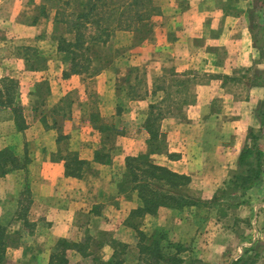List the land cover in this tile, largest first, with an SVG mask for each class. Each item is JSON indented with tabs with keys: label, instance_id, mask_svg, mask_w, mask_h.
I'll return each instance as SVG.
<instances>
[{
	"label": "crops",
	"instance_id": "crops-1",
	"mask_svg": "<svg viewBox=\"0 0 264 264\" xmlns=\"http://www.w3.org/2000/svg\"><path fill=\"white\" fill-rule=\"evenodd\" d=\"M152 1L158 12L138 25L149 39L117 32L113 43L126 53L115 63L95 75L66 76L70 66L57 53L39 69L3 54L7 45L39 40L41 19L28 16L37 23H27L25 14L42 2L0 0V35L8 36L0 38V80L18 82L25 123L18 130L13 112L0 106V151L18 160V168L0 176V264H50L60 241L77 246L67 250V264H113L122 246H136L139 231L157 229L167 247L182 251L184 264L188 253L203 264H234L264 240L263 226L254 229L260 240L235 242L232 227L224 228L220 216L211 222L199 207L232 186L251 134L264 138L258 124L264 111H254L264 86L249 87L242 78L257 66L249 12L263 15L264 0ZM141 156L188 177L183 193L197 205L160 207L137 224L138 193L121 185L128 160ZM74 158L86 163L79 177L66 174ZM261 202L264 175L225 216L260 218ZM225 233L233 243L211 239Z\"/></svg>",
	"mask_w": 264,
	"mask_h": 264
},
{
	"label": "trees",
	"instance_id": "trees-1",
	"mask_svg": "<svg viewBox=\"0 0 264 264\" xmlns=\"http://www.w3.org/2000/svg\"><path fill=\"white\" fill-rule=\"evenodd\" d=\"M61 6L55 9L54 24L63 29L56 39L58 42V52L62 55L63 61L70 66L66 76L73 74L99 73L108 65V59L99 54L100 47L107 46L115 31H136L144 28L139 24L149 20L154 16L158 9L152 0H56ZM258 9L256 17H260ZM255 18V17H254ZM256 19V18H255ZM66 35V36H65ZM26 53V62L29 57L33 59V65L30 69H39L40 59L34 48L24 47ZM33 51V54H29ZM35 61L38 63L34 64ZM38 64V65H37ZM48 93L45 84L39 89ZM0 106L10 109L13 112L14 120L18 130L25 129V123L22 118V106L19 100V84L12 78L0 80ZM64 108V107H63ZM62 110L61 107L55 108L56 111ZM101 130V129H100ZM150 132L153 130L150 128ZM262 138L251 134L250 140L254 142L246 144L242 150L239 159L240 171L235 175L230 188H226L222 193L220 200H229L233 207L239 205V201L245 196L246 191L259 185L264 175L263 155L264 151L259 144ZM85 162L74 158L66 166V174L79 177L83 173ZM18 168V160L10 150L0 151V176H4L11 170ZM125 182L121 185L124 191H137L140 200V207L133 215L137 218H143L145 215H153L160 207L171 209H182L184 207L196 206L194 198L188 196L185 191L190 183L186 176L174 174L164 168L151 165L146 161V157L141 156L128 160V172ZM175 190V194L171 191ZM186 192V191H185ZM214 201L219 198L215 197ZM213 202V201H212ZM264 229V228H263ZM142 240L139 242V253L144 255L140 260L147 264L150 260L155 262H164V264H184L183 259L178 256L182 253L177 249L176 254L166 258L163 256L159 241H152V247L144 245L146 240L144 232H138ZM162 241V240H161ZM77 246L71 245L66 241H60L57 250L52 254L50 264H67L66 252L68 249H74ZM175 248V247H174ZM261 250H264V240L260 241L255 247L247 249L245 257L239 259L234 264H253L260 257ZM164 259V260H163ZM117 254L114 255L113 264H121ZM98 264H102L98 262Z\"/></svg>",
	"mask_w": 264,
	"mask_h": 264
},
{
	"label": "rangeland",
	"instance_id": "rangeland-1",
	"mask_svg": "<svg viewBox=\"0 0 264 264\" xmlns=\"http://www.w3.org/2000/svg\"><path fill=\"white\" fill-rule=\"evenodd\" d=\"M41 2H42V5L40 6V9H38V10L28 9V10H26V14H25L27 23H31V24L37 23L36 22L37 19H33V18L28 17V16L36 15L37 17H39L38 19H41L42 29H41V35L38 37L39 40H36V42L27 41L26 43L23 41H20L16 44H12L10 46L7 45V46L3 47V54L15 53L19 56L26 58L25 56H26L27 51L24 50L23 48L24 47H31V45H32L31 48H34L37 56L39 58H42V60L40 59V62H39V64H41L42 66L47 65L46 64L47 60L45 58H48L49 56L54 55L56 53L60 56V59L63 61V59L61 57L62 55H60V53L58 52V42L56 40L58 38V36H60L61 34H64L63 29L60 26L57 27L55 24H53L50 32L49 33L45 32V30L48 28L47 22H48L49 18L52 16L53 13H55L54 8H58L59 6H61V3H58V1L56 2V0H41ZM256 11H257V8L253 11V13L249 12V16L251 19L249 31H250V34L252 35L253 39H254V43H255L256 49H257L258 56L256 58V64L258 67L254 66L253 68L249 69V72H247L242 77L245 80V82L248 84V86L249 87L251 86L252 88L261 87L262 85L264 86V20L261 22L259 21V19L256 17V15H258V13ZM260 17L264 19V14L262 15L261 12H260ZM255 20H258V22ZM146 30H147V28H142L141 30L129 31V32L133 33L136 40L142 39L143 41H145V40L149 39V36L147 35L148 32ZM117 32H121V31H115L112 34L111 40L108 43V45L104 46V47H100L101 50L98 51L102 57H105L108 59V65L109 64L112 65V63H115L116 60L118 59V57L121 55V52L126 53L124 47H118V46H116V44L113 43V40H115L114 37H115ZM26 34L27 33L24 32L20 35H26ZM0 38L7 39L8 36H4L2 34V35H0ZM38 41H40L39 47L36 44ZM33 45H35V46H33ZM40 52L43 53L44 56L45 55L46 56L42 57L40 55ZM29 54H33V51H30ZM32 59H33L32 57H29V59H28L29 61H27L28 66L33 65L32 64L33 61H30ZM36 63H38V61L34 62V64H36ZM155 80H157V79H155ZM157 81L160 84L159 80H157ZM158 83H156V84H158ZM237 88L239 89L240 86ZM237 92L239 93L238 90H237ZM41 93L43 96L45 95L44 90H42ZM241 94L243 95L244 92H241ZM163 109H164V107H163ZM161 110H162V108H161ZM254 111H255V113H258L260 111H264V98L257 105L254 106ZM258 124L261 125L260 130L263 132V135H264V119H259ZM253 129H255V128H253ZM252 142H254V140H250V143H252ZM259 144L261 145V147L264 150V138L259 141ZM263 167H264V157H263ZM220 197H221V194L219 195V197H218L219 200L217 202L213 201L212 203H209V202L208 203H205V202L199 203L200 210L202 212L205 211V212H203L204 216L205 217L210 216L211 222H214V220L220 216L221 219L220 220L218 219V220L222 223V226L224 228L231 229V227H232V229H234L237 232V233H235V235H237V236L236 237L233 236L236 238V239L235 238L234 239H235V242H237V243L241 239H246V241L252 242V241H254V237L258 238L260 240L262 235L259 234L260 237H259V235H256L255 234L256 231L254 229L256 228L258 230L259 229L262 230V227L264 226V220H263L264 219V205H263L264 203H262V202L258 203L260 205V207H259L260 208V210H259L260 211V218L255 219L254 217L251 216V218L248 219L247 221L246 220L242 221L240 219H237L235 217V215H231V217H230V215H229V217L225 216V214H229V212L234 211L235 207H233V204L231 201L220 200ZM206 208H209L210 210L212 209V211H209V209H206ZM204 216L201 215L200 218H204ZM249 216H250V214H249ZM136 220H138L137 224L142 222V219H140V218H137ZM208 225L210 227V224H208ZM161 232L162 231L159 229L155 230L152 234H147L144 232L145 237H146V240L144 241V245H148L149 247H152V241H158V240H160V237H162L163 239H161L162 241L161 240L159 241V246L163 250L162 251L163 256L166 255V258H167L170 255L176 254L177 249L174 247L171 248V247L166 246V242H164V235L162 236V234H164V233H161ZM227 234H229V233H225L224 235H220V236L216 235L215 237H211V239L213 238L215 241L224 240V241L229 242L231 244V242L234 240H232L231 239L232 237L227 235ZM140 240H142V239L138 235L136 246L133 247V249L132 248L129 249L128 248L129 246H122L121 251L118 252V255H119L118 259L122 260V261L130 260V261L135 262L134 264H145L142 262V260H140L142 257H144V255H140V253H139V245L138 244H139ZM165 240H167V238ZM211 253L212 252L210 251L207 253L204 252L202 254L210 255ZM260 254H261L260 257L258 259H256V261L253 264H264V250H261ZM182 255H183V253L182 254L180 253L178 256H182ZM185 256H186V259H185L186 261L185 260L184 261L186 262V264H203L202 259L199 258L200 259L199 260L196 257V255H194V253H191V254L188 253ZM216 257H218L217 254H215L214 258H216ZM161 262L162 261L157 263L153 260H150L149 262H147V264H164V262L163 263H161Z\"/></svg>",
	"mask_w": 264,
	"mask_h": 264
}]
</instances>
